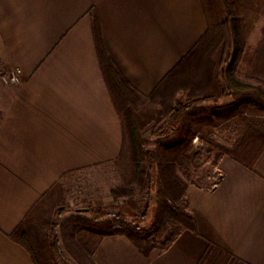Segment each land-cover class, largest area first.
I'll return each mask as SVG.
<instances>
[{"label":"crops","instance_id":"crops-1","mask_svg":"<svg viewBox=\"0 0 264 264\" xmlns=\"http://www.w3.org/2000/svg\"><path fill=\"white\" fill-rule=\"evenodd\" d=\"M91 11L112 59L143 95L208 28L201 0H0V63L20 78L0 81V264H35L10 234L66 173L122 153V121L98 60ZM256 69L252 77L264 81V68ZM215 170L213 185L187 188L197 233L184 230L148 258L126 236H107L96 264H200L210 243L264 264V150L253 168L225 155Z\"/></svg>","mask_w":264,"mask_h":264},{"label":"trees","instance_id":"trees-1","mask_svg":"<svg viewBox=\"0 0 264 264\" xmlns=\"http://www.w3.org/2000/svg\"><path fill=\"white\" fill-rule=\"evenodd\" d=\"M201 2L207 31L150 95L138 92L114 62L99 17L91 11L98 60L123 132L128 130L131 136L135 173L141 182L148 179L156 186L154 215L146 225L148 214L140 211L135 190L114 188V208L89 205L55 222L54 211L65 204L61 180L75 171L66 173L10 234L29 250L35 264H96L94 252L100 241L113 235L126 236L148 258L153 250L167 249L184 230L198 232L185 178L190 154L195 158L202 154L194 152V140L264 117V81L239 74L250 35L264 17V0H251L250 8L246 0ZM183 93L185 97L180 98ZM151 124L152 134L143 137ZM151 140L153 146L148 145ZM263 150L264 132L251 128L234 152H221L217 158L227 155L253 168ZM85 235L97 236L92 249ZM200 264L248 263L210 243Z\"/></svg>","mask_w":264,"mask_h":264},{"label":"rangeland","instance_id":"rangeland-1","mask_svg":"<svg viewBox=\"0 0 264 264\" xmlns=\"http://www.w3.org/2000/svg\"><path fill=\"white\" fill-rule=\"evenodd\" d=\"M250 3L251 0H246L249 8ZM259 57L264 58V17L250 35L249 46L240 66L241 78L252 77L257 73L256 68H264V59L258 60ZM12 72V69L0 63V81L5 80L4 77ZM153 127L154 125L151 124L143 130V137H150ZM251 128L264 132V117L251 118L248 126L228 131H215L203 138L200 137L195 142L194 152L202 154L197 158L193 153L190 154L191 159L187 170L189 176H185L188 183L202 184L206 187L213 185L218 179V173L215 170L219 159L217 156L221 152L223 154L234 152L233 150ZM148 145L153 146V140L149 141ZM61 186L64 191L65 204L54 211L55 222H61L79 209L86 210L89 205H105L114 208L115 202L111 197V191L114 188L121 190L133 188L140 204V211L142 213L147 211L145 224L149 225L152 222L156 203V186L148 179L141 182L135 173L132 163L131 136L128 130L124 133L123 150L119 158L98 167L75 171L61 180ZM96 240L97 236L93 235H85L84 238L90 249L94 247Z\"/></svg>","mask_w":264,"mask_h":264},{"label":"built area","instance_id":"built-area-1","mask_svg":"<svg viewBox=\"0 0 264 264\" xmlns=\"http://www.w3.org/2000/svg\"><path fill=\"white\" fill-rule=\"evenodd\" d=\"M9 80L13 83H18L20 81V78H19V72L16 71V70H13L12 73H10V76H9ZM198 140V138H196L194 140V142H196Z\"/></svg>","mask_w":264,"mask_h":264},{"label":"water","instance_id":"water-1","mask_svg":"<svg viewBox=\"0 0 264 264\" xmlns=\"http://www.w3.org/2000/svg\"><path fill=\"white\" fill-rule=\"evenodd\" d=\"M80 210H82V209H80Z\"/></svg>","mask_w":264,"mask_h":264}]
</instances>
